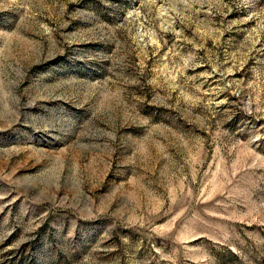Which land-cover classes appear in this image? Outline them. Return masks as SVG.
<instances>
[{
  "label": "rangeland",
  "instance_id": "1",
  "mask_svg": "<svg viewBox=\"0 0 264 264\" xmlns=\"http://www.w3.org/2000/svg\"><path fill=\"white\" fill-rule=\"evenodd\" d=\"M0 264H264V0H0Z\"/></svg>",
  "mask_w": 264,
  "mask_h": 264
}]
</instances>
